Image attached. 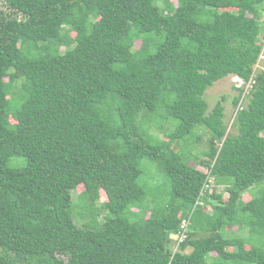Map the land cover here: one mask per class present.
Segmentation results:
<instances>
[{"label":"trees","instance_id":"16d2710c","mask_svg":"<svg viewBox=\"0 0 264 264\" xmlns=\"http://www.w3.org/2000/svg\"><path fill=\"white\" fill-rule=\"evenodd\" d=\"M0 3V264H264V0ZM229 75L252 79L232 132L205 98Z\"/></svg>","mask_w":264,"mask_h":264},{"label":"rangeland","instance_id":"374dc122","mask_svg":"<svg viewBox=\"0 0 264 264\" xmlns=\"http://www.w3.org/2000/svg\"><path fill=\"white\" fill-rule=\"evenodd\" d=\"M3 4L0 3V6H2ZM3 9L5 8L4 6H2ZM219 10H231L233 12L237 11V8H233V7H229V8H220ZM264 17V16H263ZM72 36L75 35L74 32L71 33ZM260 41L263 45V55L261 58V54L259 56V60L258 63L255 65L254 70L255 72H259V71H263L264 70V27L262 30V34L260 36ZM137 47H139L140 42L137 41L136 43ZM62 50L64 49V47L61 48ZM240 87L243 88V91L240 92ZM246 88V89H245ZM248 89L246 87V84L243 83H239L236 76L234 75H229L227 77H223L217 81L214 82V84L212 86H210L205 93V98L208 101L209 104V109H211L218 100H220L223 96L225 97V101H224V106H225V123L227 126V132H232L234 127H233V120L236 114V111L238 109V106L243 105L244 103H246V98L245 95L247 93ZM241 93V102L238 106H236L234 104V98L239 95ZM154 117H156L154 114L151 115H147L144 117H141L142 120L144 122H147L149 119L151 120V129L150 132L151 134H153L154 136L161 138V139H166L165 138V133L167 131H170L171 129H173L175 127V125L177 124V121L172 120L171 123L169 121L164 122L163 121V126H160L158 124H155L154 121H156L154 119ZM12 122H14L13 119H11ZM264 135V132L262 133ZM203 138L197 142L194 146V148L192 149V153L197 157L193 158L191 164H195L196 167H198L201 170H205L206 168L203 164L199 163V159H203L205 158V156L202 155V152L207 150L209 147L208 144V139H209V134L205 133L203 136ZM172 146L176 149V150H182L183 148V143L181 142H172L171 143ZM141 167L143 169V174L139 179L140 183H146L148 185L153 184L154 180L157 179H161L162 173H160V164L157 160L151 159L149 157H144L141 163ZM210 183H213V179H210ZM211 189H214V191L216 192H220L223 190V186H216V185H210ZM84 190V185H79L73 192H72V198L74 201L73 204V210H74V214L76 216V218L78 219V223L82 224L84 222H87L91 219L89 214H86L82 217L81 214L83 213V209L80 206V200H79V194ZM227 198V194L223 195V200L225 201ZM251 198L249 193H245L243 196V199L245 201H248ZM107 200V196L105 194V192L103 190H101V194H100V200L98 202V205L101 204L102 202ZM204 209H211L209 206V204L205 203L204 201L202 202V204ZM136 210V209H135ZM211 211V210H210ZM101 218V217H100ZM228 232H231L232 235L233 234H238L239 230L237 229L236 226H228L227 228ZM173 237V236H172ZM247 248H249L248 245H246ZM191 250V248H188L187 251L189 252Z\"/></svg>","mask_w":264,"mask_h":264},{"label":"built area","instance_id":"2783aa9c","mask_svg":"<svg viewBox=\"0 0 264 264\" xmlns=\"http://www.w3.org/2000/svg\"><path fill=\"white\" fill-rule=\"evenodd\" d=\"M263 52L261 53V58H262ZM238 82L243 84L245 83L241 78L236 77ZM252 81V79L246 84V87L248 89V87L250 86V82ZM246 89V88H245ZM188 224H189V219H183L182 223H181V230L177 233V234H173V239L175 240L174 243V251L178 250L179 244L185 239V237L187 236V229H188Z\"/></svg>","mask_w":264,"mask_h":264},{"label":"clouds","instance_id":"9594fccd","mask_svg":"<svg viewBox=\"0 0 264 264\" xmlns=\"http://www.w3.org/2000/svg\"><path fill=\"white\" fill-rule=\"evenodd\" d=\"M197 202L200 203V204H202L203 200H198Z\"/></svg>","mask_w":264,"mask_h":264}]
</instances>
